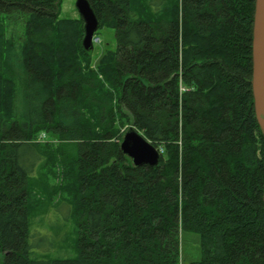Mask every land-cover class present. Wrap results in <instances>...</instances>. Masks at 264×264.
<instances>
[{"label": "trees", "instance_id": "1", "mask_svg": "<svg viewBox=\"0 0 264 264\" xmlns=\"http://www.w3.org/2000/svg\"><path fill=\"white\" fill-rule=\"evenodd\" d=\"M89 1L117 41L97 64L61 0H0V264H180L183 231L201 238L192 264H264L255 0ZM131 127L164 149L157 167L122 153ZM47 133L80 153L57 191L77 223L73 259L30 242V174L46 160L27 162L52 160Z\"/></svg>", "mask_w": 264, "mask_h": 264}, {"label": "rangeland", "instance_id": "2", "mask_svg": "<svg viewBox=\"0 0 264 264\" xmlns=\"http://www.w3.org/2000/svg\"><path fill=\"white\" fill-rule=\"evenodd\" d=\"M76 2L77 0H61V19L77 20L81 18ZM96 35L100 38V43L95 44L94 50L91 51L94 64L98 63L105 51L117 48L114 29L101 28ZM182 141L180 139V145H182ZM40 143L46 146L52 160L47 156L46 159H42L36 153L40 159L32 154L33 158L30 159V162L25 161L27 163L32 162L31 164L34 163L35 166L46 160L41 166L34 168L30 174V188L33 193L32 204L36 205L40 202L37 206L42 205L32 214L30 242L35 245L33 248L40 258L48 260L73 259L78 256L76 249L77 223L69 213L68 195L57 191L61 186H65L64 171L71 170L72 164L70 163L79 158L80 153L75 143L62 141L52 134L47 133ZM41 149L46 150L43 147ZM23 153L25 155V152ZM202 258L200 235L183 231L181 234L180 264H192L201 261Z\"/></svg>", "mask_w": 264, "mask_h": 264}, {"label": "water", "instance_id": "3", "mask_svg": "<svg viewBox=\"0 0 264 264\" xmlns=\"http://www.w3.org/2000/svg\"><path fill=\"white\" fill-rule=\"evenodd\" d=\"M76 7L84 22L82 46L86 52H91L94 50L93 38L99 30L100 21L89 0H77ZM252 35L253 108L257 123L264 136V0H255ZM120 149L135 167L154 168L160 164L161 155L158 149L134 127L124 134Z\"/></svg>", "mask_w": 264, "mask_h": 264}, {"label": "built area", "instance_id": "4", "mask_svg": "<svg viewBox=\"0 0 264 264\" xmlns=\"http://www.w3.org/2000/svg\"><path fill=\"white\" fill-rule=\"evenodd\" d=\"M94 42L97 43V44L100 43V38L96 37V38L94 39ZM45 137H46V135H43L42 138H41V140L44 139ZM161 152H162V153L164 152L163 149L161 150Z\"/></svg>", "mask_w": 264, "mask_h": 264}, {"label": "bare ground", "instance_id": "5", "mask_svg": "<svg viewBox=\"0 0 264 264\" xmlns=\"http://www.w3.org/2000/svg\"><path fill=\"white\" fill-rule=\"evenodd\" d=\"M179 133H183V131H182L181 128L179 129ZM163 151H164V149H163ZM159 153H160V155H162L164 152L162 153V152L160 151ZM180 259H181V257H180Z\"/></svg>", "mask_w": 264, "mask_h": 264}]
</instances>
